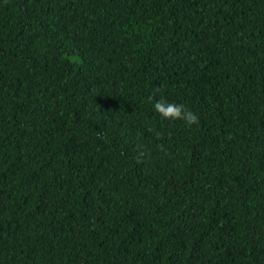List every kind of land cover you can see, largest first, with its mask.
<instances>
[{
  "label": "trees",
  "instance_id": "1",
  "mask_svg": "<svg viewBox=\"0 0 264 264\" xmlns=\"http://www.w3.org/2000/svg\"><path fill=\"white\" fill-rule=\"evenodd\" d=\"M0 264H264V0H0Z\"/></svg>",
  "mask_w": 264,
  "mask_h": 264
},
{
  "label": "clouds",
  "instance_id": "2",
  "mask_svg": "<svg viewBox=\"0 0 264 264\" xmlns=\"http://www.w3.org/2000/svg\"><path fill=\"white\" fill-rule=\"evenodd\" d=\"M156 91L159 92L160 90L157 89ZM152 99L153 97L150 96L149 100L151 101ZM154 110L159 113L163 119L170 121L182 120L189 127L199 122L198 116L190 109L186 108L184 104L166 102L163 97L155 102ZM157 135L159 136L160 134L157 133Z\"/></svg>",
  "mask_w": 264,
  "mask_h": 264
}]
</instances>
